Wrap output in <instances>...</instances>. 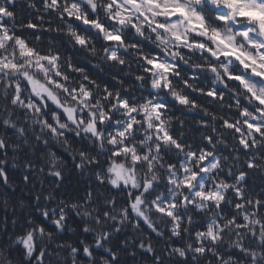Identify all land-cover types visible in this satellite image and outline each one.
Returning a JSON list of instances; mask_svg holds the SVG:
<instances>
[{"label": "clouds", "instance_id": "clouds-1", "mask_svg": "<svg viewBox=\"0 0 264 264\" xmlns=\"http://www.w3.org/2000/svg\"><path fill=\"white\" fill-rule=\"evenodd\" d=\"M0 264H264V0H0Z\"/></svg>", "mask_w": 264, "mask_h": 264}]
</instances>
